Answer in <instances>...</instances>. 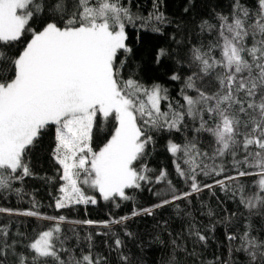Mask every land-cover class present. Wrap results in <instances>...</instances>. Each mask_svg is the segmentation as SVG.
I'll list each match as a JSON object with an SVG mask.
<instances>
[{
  "label": "snow or ice",
  "instance_id": "obj_1",
  "mask_svg": "<svg viewBox=\"0 0 264 264\" xmlns=\"http://www.w3.org/2000/svg\"><path fill=\"white\" fill-rule=\"evenodd\" d=\"M163 20L158 11L147 18L133 13L121 0H0V44L30 34L17 54L0 47V188L31 175L25 154L54 125V157L63 169L60 179L64 181L57 209L96 204V197L88 195L85 187L105 201L130 200L133 197L126 190L139 189L142 182H166L163 191L171 193V199L154 205L163 207L201 191L197 177L220 175L223 164L214 161L231 156L236 175L225 180L257 176L254 190L247 191L242 183L237 188L241 204L250 213L264 212V0H256L254 9L233 0L231 15L220 16L218 39L191 50L196 70L183 78L181 100L175 102L160 84L147 86L133 76H121L124 61L119 54L131 51L125 44L126 26ZM205 27L211 26L201 25L202 30ZM166 54L161 49L157 60ZM170 79L182 78L173 73ZM101 117L104 121L114 117L116 123L111 138L95 151L93 126L99 125ZM189 128L196 133L191 140L183 144L169 140L167 144L177 176L191 182L190 192L178 193L166 171L153 175L154 170L143 161L148 145L154 142L149 130ZM202 133L211 138L210 152L200 144ZM225 180L215 183L224 188ZM142 211L151 215V209ZM18 214L40 215L35 211ZM48 219L64 221L65 217ZM60 233L57 224L27 245L33 253L31 264H101L102 258L94 259L90 253L80 259H62L65 250L58 246L62 244ZM0 234L8 235L3 229ZM240 239L249 264H264V239L247 231ZM115 244L121 247L119 239ZM11 247L6 241L0 244V257ZM0 264H5L3 259ZM17 264H28V257L19 255Z\"/></svg>",
  "mask_w": 264,
  "mask_h": 264
},
{
  "label": "trees",
  "instance_id": "obj_2",
  "mask_svg": "<svg viewBox=\"0 0 264 264\" xmlns=\"http://www.w3.org/2000/svg\"><path fill=\"white\" fill-rule=\"evenodd\" d=\"M133 13L147 18L150 13H163V22L151 21L147 26L135 25L125 28V44L130 52H120L124 61L121 76H133L147 86L160 84L169 90L172 102L181 100L179 95L183 78L191 75L196 68L191 64V50L207 46L218 39L220 16H230L233 0H121ZM250 8L256 0H242ZM211 27L201 28L202 24ZM158 28L159 31L153 29ZM30 34L11 44H0L12 54L22 51ZM161 49L167 54L157 60ZM218 53V50H217ZM173 73L181 80H171ZM207 83V81H205ZM165 104L167 102H164ZM163 107V105H162ZM114 117L93 126L91 146L98 151L114 132ZM140 123V121H138ZM154 142L148 145V155L144 163L153 169V175L161 170L168 173V179L176 186L178 193L190 192L191 182L178 177L173 164L174 157L167 151L169 140L183 144L196 133L191 129L181 132L149 130ZM211 138L200 134L199 141L203 150L211 151L208 141ZM56 147L55 126H50L42 137L25 154L24 162L31 175L10 181V187L0 188V229L6 230L7 237L0 234V244L12 245L4 249L0 257L5 264H17L18 256L28 257L31 253L27 245L43 231L59 224L61 242L65 252L62 259H80L91 254L94 259L102 258L101 264H249V256L242 249L240 237L244 232L264 239V212L249 209L241 204L238 184H245L247 191L254 190L253 181L257 176L240 177L227 181L225 177L235 176L232 157L217 158L215 164H223L220 175L211 174L197 177L201 191L193 192L187 198L176 200L163 207H154L163 199H171L165 193L166 182L144 183L139 189H128L133 197L130 200L105 201L100 194L85 187L88 195L97 199L96 204H74L67 208H56V199L61 195L59 188L64 183L61 165L54 157ZM255 151V147L251 149ZM241 154L238 153V156ZM242 158V156H241ZM213 163V161H205ZM182 163V161H181ZM250 171H256L251 169ZM18 174L22 175V172ZM16 175V174H13ZM225 180L226 187L216 184ZM212 185L211 188L203 187ZM159 193V195H158ZM119 205V206H117ZM151 209V215L142 210ZM139 215H132L133 211ZM27 211L38 212L39 216L21 215ZM65 217L64 221L48 217ZM122 223L103 222L120 220ZM93 221L92 224L77 223ZM205 236L200 240L199 236ZM229 236L236 239L230 240ZM121 241L117 248L115 241Z\"/></svg>",
  "mask_w": 264,
  "mask_h": 264
},
{
  "label": "rangeland",
  "instance_id": "obj_3",
  "mask_svg": "<svg viewBox=\"0 0 264 264\" xmlns=\"http://www.w3.org/2000/svg\"><path fill=\"white\" fill-rule=\"evenodd\" d=\"M102 198V197H101Z\"/></svg>",
  "mask_w": 264,
  "mask_h": 264
}]
</instances>
